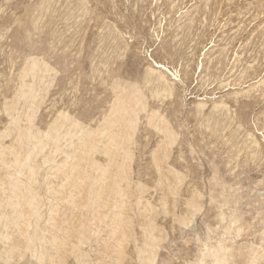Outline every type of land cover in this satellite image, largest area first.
Listing matches in <instances>:
<instances>
[{
  "label": "rangeland",
  "instance_id": "1",
  "mask_svg": "<svg viewBox=\"0 0 264 264\" xmlns=\"http://www.w3.org/2000/svg\"><path fill=\"white\" fill-rule=\"evenodd\" d=\"M0 264H264V0H0Z\"/></svg>",
  "mask_w": 264,
  "mask_h": 264
},
{
  "label": "bare ground",
  "instance_id": "2",
  "mask_svg": "<svg viewBox=\"0 0 264 264\" xmlns=\"http://www.w3.org/2000/svg\"><path fill=\"white\" fill-rule=\"evenodd\" d=\"M100 1H101L104 5H106V4L108 3V0H100ZM196 9L198 10V9H199V6H197ZM115 13H116V15H117V14H120L119 11H118V12H115ZM112 15L114 16V14H112ZM122 15H123V14H122ZM108 16H109V14H108ZM188 20H189V21H188L189 25H187V26H191L192 23H194L195 15H188ZM190 28H192V26H191ZM162 49L165 50V51H167V52H173L174 49H177V46L174 45V44H166V45H163V46H162ZM156 66H158V67H160V68H163V69H165V70H168V69H167V66L164 65V64H162V63H156ZM250 112H251L250 110L246 111L247 114H249Z\"/></svg>",
  "mask_w": 264,
  "mask_h": 264
}]
</instances>
